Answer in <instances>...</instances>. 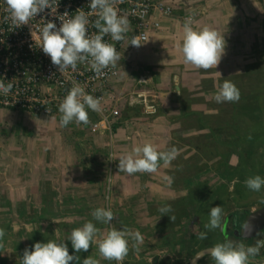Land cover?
<instances>
[{"label":"rangeland","instance_id":"obj_1","mask_svg":"<svg viewBox=\"0 0 264 264\" xmlns=\"http://www.w3.org/2000/svg\"><path fill=\"white\" fill-rule=\"evenodd\" d=\"M174 4L176 15L148 42L128 44L120 55L112 97L120 111L114 122L117 133H92L90 127L98 119L94 112L87 126L72 122L65 127L60 116L0 108V228L5 230L0 264H20L25 249L34 250L37 242L68 240L74 228L88 221L100 234L82 253L80 264L88 256L100 264H115L100 258L98 250L112 227L139 231L148 243L137 251L129 237L123 264H132L137 252L153 255L152 264H182L205 243L224 242L221 229L204 227L209 222L205 201L210 209L234 204L248 177H264L263 142L235 144L236 137L246 133L264 138V0ZM190 12L195 29L210 27L224 36L225 54L216 69L198 70L183 62V24ZM225 79L239 89V102L215 101ZM144 143L161 151L175 147L178 155L166 166L161 161L154 174L120 172L119 158ZM242 163L245 167L240 168ZM77 167H82V181L72 178ZM237 167L241 172L231 173ZM83 187L90 196L80 194ZM260 195L264 197V188ZM261 196L256 193V198ZM165 205L172 208L168 215L158 211ZM98 207L111 208V224L93 219ZM33 216L37 223L31 222ZM200 232H207V239H199Z\"/></svg>","mask_w":264,"mask_h":264},{"label":"clouds","instance_id":"obj_2","mask_svg":"<svg viewBox=\"0 0 264 264\" xmlns=\"http://www.w3.org/2000/svg\"><path fill=\"white\" fill-rule=\"evenodd\" d=\"M8 16L5 17L13 26L20 27L28 25L30 21L46 9L51 14H56L57 7H53L55 0H4ZM120 0H90L88 5L90 11L81 9L76 11L74 16L69 17L66 11L59 16L62 24L57 27L56 23L48 22L40 30V48L43 53L51 58L53 66L64 75L69 71H77L78 65L87 63L95 72L97 77L105 74L104 70L115 68L120 61V54L116 47L105 41L106 36L116 42L124 41L130 30V21L127 16L118 13L117 4ZM95 14L94 28L97 33L89 35V17ZM32 38L37 37L32 31ZM142 38L139 35L133 36L131 45L142 46ZM226 42L216 29L203 27L195 29L192 26V19L188 17L183 24V40L181 51L185 65H191L195 69L208 71L219 65L225 54ZM13 88L12 83L5 84L0 80V93L7 96ZM179 92V91H178ZM241 93L237 86L225 79L215 95L217 103H237ZM102 112L101 99L88 94L83 87L74 83L67 95L59 104L60 124L67 126L75 122L78 126H87L91 123L88 110ZM178 151L175 147L168 150H158L152 143H144L142 146H135L131 153L122 155L119 158V170L131 176L136 173L154 174L163 165L170 164L176 159ZM245 186L253 192H259L264 188V177L260 175L250 176L245 181ZM163 215L172 211L171 205H165L158 209ZM93 219L101 224H111L115 215L111 208L98 207L91 213ZM162 215V216H163ZM223 207H212L209 212V222L204 225L205 229L214 231L222 228ZM170 216V215H169ZM174 221L175 217L170 216ZM100 229L88 221L82 227L74 228L68 240L76 253L88 252L90 246L95 242ZM250 234L249 225L245 226L244 238ZM5 230L0 228V240H3ZM131 238L132 247L137 251L143 242V236L139 231L133 232L127 227L117 229L110 228L106 235H103L99 244V256L106 261H114L115 264H123L130 251ZM198 238L207 239V232H200ZM2 246V245H0ZM264 247V240H257L253 245L234 243L225 240L209 247L206 253L214 264H264V258L260 257V249ZM201 257L197 254L193 260ZM77 255H70L65 242L49 240L47 243L37 242L34 250L25 249L20 264H70L78 261ZM83 264H100V260L88 256L84 258Z\"/></svg>","mask_w":264,"mask_h":264},{"label":"built area","instance_id":"obj_3","mask_svg":"<svg viewBox=\"0 0 264 264\" xmlns=\"http://www.w3.org/2000/svg\"><path fill=\"white\" fill-rule=\"evenodd\" d=\"M90 0H55L53 7H57L56 14H51L50 9L33 18L28 25L13 26L5 17L8 16L4 0H0V80L5 84L12 83L11 92L4 96L0 93V108L29 112L41 116H60L59 104L67 95L74 83L80 85L94 97L101 99L102 112L95 120L90 130L92 133L111 132L115 126V119L119 118L118 108H110L105 102L106 93L114 79L119 75L118 63L115 68L105 69L103 76L97 77L87 63L79 64L77 71L69 69L62 75L51 58L43 53L40 48V30L48 22L62 24L59 19L66 11L70 18L78 9L89 12ZM118 13L127 16L130 21V30L124 41L116 42L110 36L105 41L113 44L118 53L131 43L132 37L139 35L143 43L150 40L151 36L161 29L162 17H174L176 6L169 0H120L117 4ZM194 14L185 15L184 20ZM96 15L89 17V35L97 33L93 24ZM35 33L36 41L32 38ZM131 45V44H130ZM89 113L93 112L90 109Z\"/></svg>","mask_w":264,"mask_h":264},{"label":"flooded vegetation","instance_id":"obj_4","mask_svg":"<svg viewBox=\"0 0 264 264\" xmlns=\"http://www.w3.org/2000/svg\"><path fill=\"white\" fill-rule=\"evenodd\" d=\"M256 193L259 197L261 196L260 191L253 192L243 187L240 193L235 196L236 198L232 199V201H235L234 204L223 206L224 213L226 212L224 207L227 208V217L223 220L225 223L223 225V231L221 232H224V241L231 240L234 243H243L247 246L255 244L258 239L264 240V225L254 236H247L246 239L243 236L250 215L264 208V197L261 196L262 198L258 199L256 198ZM251 198L254 202H246ZM254 231L255 230L252 229L250 233H255ZM195 254L196 253H194L193 257ZM191 258L192 256L189 259ZM259 258H264V247L260 249V257H258V259ZM199 264H214V262L210 259V256H207L203 258Z\"/></svg>","mask_w":264,"mask_h":264},{"label":"crops","instance_id":"obj_5","mask_svg":"<svg viewBox=\"0 0 264 264\" xmlns=\"http://www.w3.org/2000/svg\"><path fill=\"white\" fill-rule=\"evenodd\" d=\"M169 1H172L173 3H175V2H177L178 0H169ZM175 5V4H174ZM176 6V5H175ZM176 11H177V7H176ZM190 13H192V12H190ZM189 14V13H188ZM187 15V14H186ZM172 17H170V18H168V17H162L161 18V23H162V27H163V25L166 23V21H167V19H171ZM161 27V28H162ZM152 37V36H151ZM180 77V76H179ZM174 81H175V77H174ZM117 82H118V77L116 78V79H114L113 81H112V83H111V86L109 87V91L106 93V99H105V102L104 103H106L107 104V106L108 107H110V108H117V103L115 102V100L112 98V97H114L113 95L115 94V92L117 93ZM179 84H180V82H179ZM175 87H176V90H178V91H180V88L178 89L177 88V86H176V84H175ZM180 87V86H179ZM116 104V105H115ZM122 104H120V106H121ZM120 109H121V107H119ZM90 115H92L93 116V112H91V113H89ZM98 116V115H97ZM99 117V116H98ZM95 120H96V117H95ZM79 168H82V167H77L76 168V173H74L73 175H72V178H74V180H76V181H82V180H84L85 179V177H84V173H83V171L82 170H79ZM105 169V168H104ZM104 179V178H103ZM110 180V179H109ZM124 180V179H123ZM111 184V183H110ZM109 184V185H110ZM85 186H86V183H85ZM73 187H75V185H73ZM84 188L85 187H83V188H80V194L82 193V191L84 192ZM115 191H117V189H113V194H115ZM85 194H87L88 196H90V193H88V192H84V196H86ZM121 194H123V193H121ZM123 195H125V194H123ZM147 244L148 243H146L145 241L144 242H142L139 246H141V247H146L147 246ZM200 246V245H199ZM211 247V246H210ZM199 248V247H198ZM147 249H150V246L148 245V247H147ZM162 250V249H161ZM149 251V250H148ZM167 251V249L165 250V252ZM180 252L181 250H177V252ZM176 252V251H175ZM176 252V253H177ZM140 253H142V255L143 254H145V256H143V257H141V256H139L138 255V252L135 254V256H136V259H135V261H132L133 263H136V262H138V261H140L138 264H152V262H153V259H151V257L153 256V255H151V257H148L147 256V253L148 252H140ZM83 255L84 254H82V255H80L79 256V259H82L81 257H83ZM150 255V254H149ZM134 256V257H135ZM154 257V256H153ZM156 263V262H155ZM154 264V263H153ZM183 264H185L184 262H183Z\"/></svg>","mask_w":264,"mask_h":264},{"label":"trees","instance_id":"obj_6","mask_svg":"<svg viewBox=\"0 0 264 264\" xmlns=\"http://www.w3.org/2000/svg\"><path fill=\"white\" fill-rule=\"evenodd\" d=\"M112 133L114 134V133H117V127L116 126H114V128H113V130H112ZM253 134H255V138H253ZM243 137V138H242ZM245 141V140H247V141H256V142H258V141H262L263 142V144H264V138L261 136V135H258V134H256V133H251V134H249V133H246V134H244V135H242V136H237L236 137V139H235V144H236V147H238V146H240V147H242L240 144H241V142L242 141ZM242 158V157H241ZM243 167H245V165H244V163H242L241 165H240V168H243ZM240 168H236V169H238L237 171H236V169L234 170V171H231V173H234V172H241V169ZM242 178H245V177H243L242 176ZM210 202H214V203H216L214 200H212V201H210ZM200 203H202V202H200ZM199 203V204H200ZM205 205L204 206H206L207 205V210L205 211V212H210L209 210H210V208L208 207L209 205H210V203H209V200H207V201H205V203H204ZM204 206L201 208V205H200V207H197V208H201V210L203 211L204 210ZM32 221L31 222H38V221H36L38 218L37 217H35V216H33V217H31L30 218ZM64 226H68L66 223H65V225ZM46 242H48V241H46ZM57 242H60V241H57ZM61 242H65L66 244H67V246H68V249H69V254L70 255H77L78 257L83 253V252H80V253H76L75 252V250L72 248V244H71V241L70 240H67V239H64L63 241H61ZM212 247V243H205V247H203V246H200L198 249H197V251H195V252H193V254L194 253H197L198 251H200V250H202V249H204V248H206V247ZM80 260V259H79ZM72 261V262H70V264H80V261ZM129 264H131V263H129ZM132 264H134V263H132Z\"/></svg>","mask_w":264,"mask_h":264},{"label":"water","instance_id":"obj_7","mask_svg":"<svg viewBox=\"0 0 264 264\" xmlns=\"http://www.w3.org/2000/svg\"><path fill=\"white\" fill-rule=\"evenodd\" d=\"M179 82H180V77H179V75H176V76H175V84H176V86H177L178 89L180 88V87H179ZM246 225H249V229H250V227H251L252 225H254V226H253V230H255V231H254L255 233H250L248 236H254V235H255L260 229H262V228H263L262 226L264 225V208L261 209V210H259V211H257V212L252 213V214L250 215L249 220H248V222L246 223ZM251 230H252V229H251ZM208 248H209V247L204 248V249L198 251V252L195 254V256H196L197 254L201 253V257H200V258H197L196 260H193L194 257H195V256H194V257H192L191 259H189L185 264H199L200 261H201L203 258L209 256V255H207L206 253H202V252L206 251Z\"/></svg>","mask_w":264,"mask_h":264},{"label":"bare ground","instance_id":"obj_8","mask_svg":"<svg viewBox=\"0 0 264 264\" xmlns=\"http://www.w3.org/2000/svg\"><path fill=\"white\" fill-rule=\"evenodd\" d=\"M253 226H254V225H252V226L250 227V230L253 229Z\"/></svg>","mask_w":264,"mask_h":264}]
</instances>
